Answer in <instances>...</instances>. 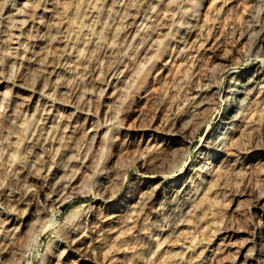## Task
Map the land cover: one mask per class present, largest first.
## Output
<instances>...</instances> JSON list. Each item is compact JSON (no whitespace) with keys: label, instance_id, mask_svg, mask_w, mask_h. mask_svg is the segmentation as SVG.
I'll list each match as a JSON object with an SVG mask.
<instances>
[{"label":"rangeland","instance_id":"obj_1","mask_svg":"<svg viewBox=\"0 0 264 264\" xmlns=\"http://www.w3.org/2000/svg\"><path fill=\"white\" fill-rule=\"evenodd\" d=\"M149 1L0 0V29L10 32L0 42V211L17 222L0 228V264H153L156 255L148 258L147 245L155 237V248L164 246L163 201L181 175L175 171L181 159L199 158L205 136L222 121L232 76L264 67V49L251 44L264 29V23L255 26L264 20V0H178L166 10L173 12L169 20L160 18L162 5L153 17L148 14ZM34 2L38 8L32 12ZM143 15L147 25H159L145 26L139 32L145 40L138 35L129 45L125 39L132 21ZM25 18L30 23L22 30L6 26ZM51 30L60 35L52 44L58 45L56 52L45 46ZM137 46L147 48L136 55ZM42 61L51 73H46L48 86L26 109L24 87L36 80ZM112 68L118 79H110ZM121 83L125 87L119 89ZM209 83L216 85L211 102L196 107L193 95ZM119 91L123 99L116 97ZM21 116L25 129L19 126ZM182 122L185 128L175 135ZM176 138L182 142L174 143ZM250 139L263 143L264 129L258 126ZM49 168L50 179L63 175L72 183L60 200L44 205L48 177L43 176ZM152 182L159 187L151 201L135 207L137 189L146 190L145 183ZM262 193L264 166L244 170L236 162L225 168L210 192L209 208L192 225L195 240L207 246L225 237L208 264H244L245 254L259 253ZM37 208L44 214L36 221ZM114 212L124 223L120 239L104 221ZM210 222L220 228L212 235ZM82 237L88 256L77 250Z\"/></svg>","mask_w":264,"mask_h":264},{"label":"bare ground","instance_id":"obj_2","mask_svg":"<svg viewBox=\"0 0 264 264\" xmlns=\"http://www.w3.org/2000/svg\"><path fill=\"white\" fill-rule=\"evenodd\" d=\"M174 1H177V5H178V0H150L147 6L150 9L148 10V14L151 15L152 13H154L155 8H158V6L162 5L166 9H164L165 11L164 13L161 11L162 9H160L162 17L160 16L159 17L162 20L168 19V18L170 19V17H172L170 13H173V12L168 13L169 11H166V10H169L173 6ZM261 1L262 0H256V3L260 4ZM194 6L197 9L199 6V1H197ZM37 8H38V5L34 2L32 4L31 11L32 12L36 11ZM146 10H144V12ZM156 10L159 12V9H156ZM158 12H157V15L160 14V12L159 13ZM137 14L138 13H136V15ZM136 15L134 14V16ZM145 16L144 15L137 16L135 17L134 21H132L133 22L132 26L129 29V32L127 33V36L125 39L126 43H128L129 45L130 44L132 45V43L136 41L137 37L140 36L139 32L141 29H144L145 26L148 29L149 27L151 28L152 25L150 26L148 24L149 25L148 27L147 25L148 20H147V17ZM161 19H158L159 20L158 23H160ZM7 23H8V20H7ZM29 23H30L29 18H25L21 20L16 19L14 20V22L10 21L6 26L7 28L11 27L13 30H22L25 27H27ZM263 23H264V20L260 18V20H257V23L255 24V26H261V24L263 25ZM154 24H156V22ZM161 24H164V23H162L161 21ZM158 25L159 24H157L156 26L154 25L153 26L156 28ZM165 25H166V22L164 26ZM168 25L169 24H167L166 26ZM62 29L65 30L66 27L62 26ZM148 29H145V31H147ZM52 30L51 32L49 31L50 32L48 34L49 36L47 35L46 37L45 46L51 51L56 52V50H58V45L54 46L52 44L56 43L60 35L56 34L58 30L55 31L54 33H52ZM148 31L152 32L153 30L152 31L148 30ZM161 31L162 30L160 29L159 32L161 33ZM9 34L10 32L6 33V29H0V42L4 41L5 38L10 37ZM13 34H14L13 36L15 37V40L13 41V43L18 44L20 41L19 35H16V31H13ZM141 34L143 35V33ZM143 36H140V37L143 38ZM148 36L150 39L151 33ZM152 37H153V34H152ZM146 38H147L146 39V42H147L148 37ZM153 39L154 38L150 40H153ZM99 40H100V35L97 37L94 43L98 44ZM143 40L145 39L143 38ZM143 42L145 43V41ZM152 42L154 43L155 41H152ZM138 43L140 45L144 44V43H140V41ZM251 44L252 46L257 47L258 49H261V50L264 49V29L258 30L256 32V35L253 37ZM151 45L152 44H150V46ZM45 46L43 47V50ZM135 46H136V43H135ZM139 46H137L138 50H135L136 55L139 54L140 52L139 50L143 49V48L140 49ZM137 48H134V49H137ZM146 48L144 47V49ZM146 55H148L147 52H145V57ZM139 57L141 58V56H138L137 58ZM93 59H94V55H90L89 60L91 61ZM138 66H140L139 63L137 65L136 71L137 69L139 70L140 68ZM44 68H45L44 62L42 61V63H39L38 70L36 71V80H35L36 82L34 81L32 84H27L24 87V89L28 91V94L26 95V97H24V100H23V104L26 109H28V105L30 104V102L35 97L40 95L42 91L44 92V90L48 86L49 75L47 76L46 73H50V70L47 71L46 68L45 69ZM108 74L111 80L118 77L116 70L113 68L108 72ZM116 81L118 85L119 82L118 80ZM1 83L2 81H0V84ZM122 84L123 83H121L119 89H121L122 87H125V86H122ZM209 84H212V83H209ZM114 86H115V83H114ZM214 86L216 85H213V84L210 86L206 85L205 88L199 87L200 89H198L196 94L193 95V97H195V99L197 100L196 107L198 106L201 107L211 102L212 95L214 94ZM118 87L119 86H117V88ZM121 91L124 92L125 90L124 91L121 90ZM118 93H116L117 95L116 97L121 96L120 91ZM225 93H226L225 97L227 98V101H228V107L226 109L225 114L222 117V121L217 126V128L209 132L205 136L203 143H202L203 148H201L198 154L199 158H196L194 161L187 163V160L184 159L183 157V159H181L180 161V165L178 169L175 170V171H180L179 173H181V175L180 176L177 175L175 177V182L172 184L169 191H167V195H165V199L163 201L164 204L162 207V211H164L167 215V220L164 225L165 228L163 230L165 234L164 240H163V242H165L164 246L161 249L159 246L155 248L156 247L154 244V240L156 239L155 237L152 238V242L149 245H147V248L149 247L148 253H152L148 258L152 257L153 255H156L153 264H208V261L210 260V256L218 255L220 251L222 250V246H220L219 244L222 240L224 244L226 243L225 237L224 236L217 237L220 239V242L217 244L213 243L212 247L211 245L207 246L201 241H196L195 236L192 234L193 233L192 225L194 222V217L199 215V213H201L200 218L204 216L202 214L203 211L209 208L210 192L214 188L215 182L220 179L223 171L228 165L238 162L239 165L244 170H249L252 167L257 166V165L264 166V156H262V152L264 151V141L263 143L257 144L255 142L252 143L253 141L250 139V135L252 136L254 135V132L256 131V128L258 126L259 128L264 129V67H262L259 64V65H256L253 68V70L250 72L238 73L236 75H233L226 87ZM121 97L120 99H123V97L122 98ZM118 102L119 101H117V103ZM120 105L122 106V104ZM117 106H118V110H120L119 105ZM25 108L24 110H26ZM20 120L21 122L19 126H21L22 129H25L27 125L26 124L27 122L25 121V117L21 116ZM182 128H185L184 122L181 123L178 129L174 130L175 131L174 134L178 135L179 134L178 131H180ZM157 142L158 141L155 140V142L153 143V146H156ZM173 142L180 144L182 142V139L176 138V139H173ZM15 149H18V147L16 146ZM205 149L206 151L204 152ZM220 154H224L226 155V157L219 160L218 158L220 157ZM49 171H50V168L48 169L46 174H44L43 177L47 178L49 176L48 175ZM171 174H175L174 171L171 172ZM70 182L71 181H68V179L66 180V178H64L63 175L61 177L58 176V178L57 179L55 178V180H52L49 177L45 179V182L43 184L45 187L44 202H43L44 205H47L53 201H55L56 203V200L58 199L60 200L61 191L63 190V188H66V186H69L68 184ZM145 186H147L146 190H144L143 187H140L136 191V197H135L136 201L134 203V206L139 207L140 209L145 208L146 204L149 201H151L152 196L155 194V192L157 191L159 187V185L155 184L154 182H152L151 184L145 183ZM259 202L261 203V206H263L261 207L262 213H260V217L258 218V221H257L259 230L261 231V235L259 238V242H260L259 253L258 254L256 253L255 254H251V253L245 254L244 264H254V263L264 264V193L259 195ZM43 214H44L43 209L41 208L35 209L34 217L36 221L40 219L43 216ZM116 217H118L117 220H115ZM118 219H119V214L115 212L104 218V221H106L107 225L110 226L108 229L110 230V233L113 234L114 239L119 238L120 231L123 230L121 229V227L123 226L124 223L121 225V222H119V220H121V217L119 220ZM16 223L17 222L13 219V217L10 216V213H5L3 211H0V228L1 229L5 227L8 228L9 226L14 227ZM11 227L10 229H12ZM100 228L99 230H101ZM208 228H209L208 231L211 232V235L213 233L218 232V230H220V228H215V226H213L211 222L208 225ZM102 238L103 237L100 236V234L97 236V240L101 244H103ZM80 239L81 240L79 241V244H78L79 248H77V250L79 249L83 255L84 254L87 255L89 251L88 249L85 248V245H84L87 240L83 239V237ZM107 245H110V242L104 245V248ZM111 247L114 248L113 245ZM189 252H191L190 256L188 258H185V254Z\"/></svg>","mask_w":264,"mask_h":264}]
</instances>
